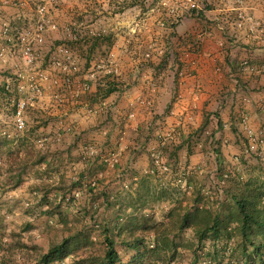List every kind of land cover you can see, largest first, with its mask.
<instances>
[{"label":"rangeland","instance_id":"obj_1","mask_svg":"<svg viewBox=\"0 0 264 264\" xmlns=\"http://www.w3.org/2000/svg\"><path fill=\"white\" fill-rule=\"evenodd\" d=\"M25 1L22 10L0 8L1 19L17 13L30 18L35 4L45 2L56 27L46 33L36 62L35 71L45 70L48 79L27 109L22 133L6 122L10 97L0 90V129L9 133L5 139L0 136V264H36L52 243L79 232L85 246L51 264H84L82 259L104 252L102 223L109 220L116 226L114 234L123 237L130 218L144 237L142 264H241L240 238L232 225L230 237L201 243L190 229L170 230L178 212L195 199L219 210L234 181L264 179V134L258 153L249 148L252 137L236 126L250 125L251 108L264 130V86L241 82L264 65L241 50V45L264 49V0H197L203 14L199 18L187 15L174 0ZM191 19L201 23L193 26ZM187 20L191 24L183 28ZM28 22L19 25L29 27ZM212 27L243 53H238L231 76L239 81L222 86L217 106L206 108L205 101L182 112L180 91L172 83L175 71L179 67L190 74V57L198 54L191 37ZM109 33L113 46L85 72L83 55L91 37ZM246 38L251 44L243 42ZM57 43L73 50L81 66L75 76L90 85L78 100L69 97L63 75L50 65V48ZM96 87L101 94L97 100L86 98ZM109 87L115 89L112 96L103 98ZM215 111L224 119L220 133L210 137L212 117L197 135L205 113ZM56 144L73 145V160L38 162ZM94 145L106 150L99 155ZM216 148L223 155L221 168ZM117 249L125 261L133 252L121 245Z\"/></svg>","mask_w":264,"mask_h":264},{"label":"trees","instance_id":"obj_2","mask_svg":"<svg viewBox=\"0 0 264 264\" xmlns=\"http://www.w3.org/2000/svg\"><path fill=\"white\" fill-rule=\"evenodd\" d=\"M186 13L189 16H197L198 18L203 16L201 11ZM191 38V46L198 49L197 52H199L201 39L197 34ZM113 44L114 37L111 33L91 37L88 49L85 55H83V70L85 72L89 71L92 66L95 65V63L92 64L93 61L104 59L107 55L106 53L109 52L108 50ZM241 46V50L251 57L250 54L253 48L251 47L250 50L247 45ZM238 55L239 54L234 53L233 56L235 57H231V63L228 62L230 58L229 55L225 56L226 63H228L233 70H235V62H237L236 59ZM262 66L263 68L258 72H252L253 75L251 76L259 77V75L264 74V65ZM179 69L182 68H177L174 77L179 73ZM0 90H2V86H0ZM98 90L100 89L96 87L94 90L89 91L86 98L88 96L91 100H97V97L101 95ZM114 90V88L109 87L102 97L105 98ZM212 117H215V127L211 128L210 137L216 135L218 132L220 133L223 123L220 116L215 111L205 113L202 124L196 129L197 135L205 131V128L212 122ZM233 118L234 119L230 121L231 123L235 121V117ZM182 146L183 144H180L178 148ZM191 148L189 144L186 146V153L188 155L192 154ZM215 153L216 163L218 167L220 166L221 168L223 155L217 148ZM225 190L227 199L219 210L213 211L212 209H208L205 205H199L198 202L200 198H197L190 207H185L178 212L176 219L171 225L172 229L170 232L190 229L195 233L198 243H201L203 240L210 237L213 239H220L222 236L230 237V226L232 225L234 226L233 228L236 229L237 236L240 238V249L242 252L241 264H264V179H248L242 184H237L234 181L233 188L231 190ZM106 193H102L105 197L104 199L108 197ZM108 203L109 202L106 201L104 205ZM115 227L116 226L113 225L111 227L109 220L102 223L101 231L105 246L104 252L101 257L82 259L84 264L86 262V264H142V258L146 252L144 250L140 251L139 248L141 244H143L144 237L137 232L138 228L135 220L130 218L127 221V224H125V235L123 237L114 234ZM85 240V237L83 238V236H80V232L70 234L61 239V241L52 243L47 251L40 256L36 264H51L56 261H62L71 256L79 247L85 246ZM118 245L125 247L127 251H133L126 261L122 259L121 251L117 249ZM193 261H195V259Z\"/></svg>","mask_w":264,"mask_h":264},{"label":"built area","instance_id":"obj_3","mask_svg":"<svg viewBox=\"0 0 264 264\" xmlns=\"http://www.w3.org/2000/svg\"><path fill=\"white\" fill-rule=\"evenodd\" d=\"M184 5L185 12H198L202 8L197 0H174ZM14 7L22 10L27 6L25 0H0V8ZM32 17L27 18L17 13L11 17L0 20V38L4 44L0 46V64L9 71L2 86L3 94L10 99V112L5 114V120L13 128V131L22 133L26 127V112L31 108L42 94L43 82L46 81L45 70L37 73V60L45 43L46 33L55 29L47 3H37L31 10ZM24 20L29 21V27L19 25ZM25 25V24H24ZM49 54L50 65H53L63 75V82L67 87V94L71 99L78 100L86 93L90 85L87 81L81 82L75 75L80 71L79 59L72 49L64 43L52 45ZM45 56V55H44ZM38 77H37V75ZM57 82V79L52 81ZM63 97L65 94L62 95ZM59 98V101H62ZM8 126V125H7ZM2 127L1 133L9 136L7 130ZM249 148L258 151L262 147V135L248 130ZM92 152V151H91ZM259 153V151H258Z\"/></svg>","mask_w":264,"mask_h":264},{"label":"crops","instance_id":"obj_4","mask_svg":"<svg viewBox=\"0 0 264 264\" xmlns=\"http://www.w3.org/2000/svg\"><path fill=\"white\" fill-rule=\"evenodd\" d=\"M0 20H1V17H0ZM191 20L195 21V23H193V26H195V24L197 25L201 23V21H198L197 19H191ZM185 21H183V23H185ZM187 21L188 23L183 24V28H185L188 24H191V22L189 23L190 20H187ZM183 32H185L184 29H183ZM179 35H181V33H179ZM197 35L201 39V45H200V51L198 52V54L197 55L193 54V57H190V59L192 60V63H194V65L191 66L193 70L189 69L190 74H186L183 68L179 69V73L177 74L176 79L172 81V83L176 85L178 91H180L179 96H181L180 97L181 103H180L179 110H181L182 112L183 110H188V109L193 108V106L202 107L205 101L207 102L206 108L207 107L210 108L212 104L217 106V104L222 102L220 100V94H221L220 90L222 89V86L226 84L229 80H232L233 82L239 81L237 78L231 77L235 70L231 69L230 65L226 63L225 56L229 55L230 58L228 62L231 63L230 60H232L231 57L234 55V53L240 54L242 52H239L238 50L237 52L233 47H231V42H228L227 38H225L219 31H217L215 27H212L211 30L204 29L203 32L201 31ZM249 40H250L249 38L248 39L246 38V40H243V42L245 43L250 42ZM2 44H4V41L0 38V46ZM248 47L251 50V46L248 45ZM250 56L257 58V60H262L260 62H264V59H263L264 49H256V48L254 49L253 48L251 50ZM260 66H262V64H260ZM8 74H9V71L4 67V65L0 64V86L4 83ZM248 76L244 75L243 77L246 79H243L241 82H244L246 83V85L248 84L250 86L251 85H254V86L256 85V87H259L260 85L264 86V74L259 75V77H253L251 75H248ZM157 88H159V86H157ZM157 91L159 92L158 89ZM251 93H254V92H251ZM111 96L112 94L108 95V98ZM255 103H253V105ZM221 120L223 121L224 119L222 118ZM227 120L228 119H225V121ZM247 120L249 121L250 125H248V122H247V126L246 124L244 125L242 123H239V124L237 123L236 124L237 130L241 132L243 135L247 136L248 130L250 129L252 130V132L262 135V138H263L264 130L259 129L257 122L255 121L253 117V110L251 108L248 113ZM178 122H181V121H178ZM229 123L231 122L229 121ZM224 125H227V124H224ZM0 136L4 139L7 138L4 134L1 133V130H0ZM4 139H2V141ZM94 146L98 148L97 149L98 153H99V150L101 151V149L106 150L105 147L101 148L100 147L101 145H94ZM72 148H73V145H68V144L59 145L58 147L51 149V152L53 153L49 154V156L46 155L48 158H45V156H43V158L38 162H41V161L43 162L45 160L46 163L52 164L54 162H57L56 159L58 160L60 159L64 163L70 160H73L70 157V154L72 153ZM45 151L47 152V150ZM87 163L88 162L84 163L85 166L87 165ZM89 163H91V161Z\"/></svg>","mask_w":264,"mask_h":264}]
</instances>
